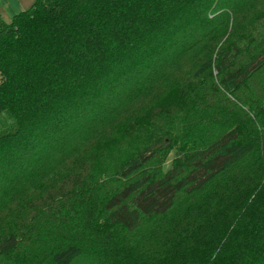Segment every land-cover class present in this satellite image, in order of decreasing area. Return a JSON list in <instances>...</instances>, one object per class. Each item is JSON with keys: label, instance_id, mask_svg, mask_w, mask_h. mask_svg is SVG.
<instances>
[{"label": "trees", "instance_id": "trees-1", "mask_svg": "<svg viewBox=\"0 0 264 264\" xmlns=\"http://www.w3.org/2000/svg\"><path fill=\"white\" fill-rule=\"evenodd\" d=\"M0 264H264V0L0 17Z\"/></svg>", "mask_w": 264, "mask_h": 264}, {"label": "crops", "instance_id": "crops-1", "mask_svg": "<svg viewBox=\"0 0 264 264\" xmlns=\"http://www.w3.org/2000/svg\"><path fill=\"white\" fill-rule=\"evenodd\" d=\"M36 0H0V17L11 18L23 11L28 10Z\"/></svg>", "mask_w": 264, "mask_h": 264}, {"label": "rangeland", "instance_id": "rangeland-1", "mask_svg": "<svg viewBox=\"0 0 264 264\" xmlns=\"http://www.w3.org/2000/svg\"><path fill=\"white\" fill-rule=\"evenodd\" d=\"M4 21H6V22H9L10 20H11V16L8 18V16H4L3 18H2ZM169 163H170V159L166 162V167H168L169 166Z\"/></svg>", "mask_w": 264, "mask_h": 264}]
</instances>
